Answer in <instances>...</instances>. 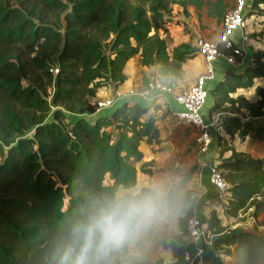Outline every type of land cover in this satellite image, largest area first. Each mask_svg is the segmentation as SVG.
<instances>
[{
  "label": "trees",
  "instance_id": "1",
  "mask_svg": "<svg viewBox=\"0 0 264 264\" xmlns=\"http://www.w3.org/2000/svg\"><path fill=\"white\" fill-rule=\"evenodd\" d=\"M171 1L177 2L0 0V264H59L73 227L120 188L137 186L147 164L138 167L144 157L141 144L159 135L155 116L144 118L151 106L130 100L94 122L84 115L97 111L99 89L107 84L117 89L126 82L125 67L138 54L144 64H159L162 79L181 80L191 57L171 55L159 33L168 29L165 12ZM263 8L264 0H253L247 17ZM226 52L241 60L236 49ZM261 77L264 51L253 49L247 68L238 73L228 69L212 90L217 95L212 113L231 104L232 114L222 116L231 139L264 136V127L252 120L264 115V87L255 84ZM253 87L257 102L243 94L231 96ZM228 150L232 154L217 165L230 185L226 212L237 216L254 205L259 213L264 207V158L233 147L222 149L221 155ZM188 201L179 218L187 233L194 213ZM206 221L217 235L213 246L171 240V264H228L218 246H227L226 257L233 258V246H252L249 237L264 241L249 231L224 233L215 211ZM250 253L242 264L251 263ZM116 264H121L120 256Z\"/></svg>",
  "mask_w": 264,
  "mask_h": 264
},
{
  "label": "rangeland",
  "instance_id": "2",
  "mask_svg": "<svg viewBox=\"0 0 264 264\" xmlns=\"http://www.w3.org/2000/svg\"><path fill=\"white\" fill-rule=\"evenodd\" d=\"M181 1L187 2L188 6L186 9L180 3ZM232 2L233 0H177L176 3L171 1L168 4V10L165 12L168 29L166 31H159L167 40L170 54L173 55L176 52L178 54H187L193 59V62L197 57L200 58L196 48L197 39L199 37H206L217 40L222 29V21L228 10L227 8H230ZM263 32L264 8L263 12L256 13L248 18V27L245 29V35L248 36V40H251L249 42V47H251V49L254 48V50L264 51ZM108 48L106 49L107 53L110 52ZM201 64L203 65L199 66L200 69L202 66L204 67L202 59ZM128 66L132 74H137L138 77L142 79V83L139 82L138 84L135 83L132 85V87L139 89L146 85L148 75L152 71H157L153 63L144 64L139 54L129 61ZM244 69H246V67ZM186 70H188V67L184 69L183 65V70L181 72L182 78L178 80L182 85L189 84L194 79L191 75H185ZM163 80L170 83V80L166 78ZM257 80L258 83L255 84L264 87V77L257 78ZM25 84H27L26 81ZM110 87L113 91L115 90L112 85L108 84L99 89L98 93L102 94L100 97L101 100L107 95L106 93L110 94ZM212 90L213 89H211L209 93L205 105L207 115L213 114L211 108L215 104L217 96L216 92ZM239 94L247 96V99L253 102H257L260 99L254 88H248L247 90L241 89L237 93H232L231 96L237 97ZM236 106H238V104H236ZM226 107L227 108L220 109L219 111L225 115L232 114L231 104H227ZM150 108L149 113L144 116V118L147 119L151 114L155 116L156 124L159 128V135L156 139L142 142L141 150L144 157L142 161L138 163V167L141 166L142 162H147L145 171L139 172L137 186L126 191L140 190L142 187H150L161 180H167L169 181V187L173 192L174 198L179 202L180 211L171 217L162 228L155 231L145 241L139 244L138 247H142L146 242H154L156 249H154V247L153 250L149 249L148 252H150V254L146 262H150L149 260L152 259L154 262L158 258H162L158 257L159 254H165L166 256V249H169V252H171V249L168 247L171 240L178 242L191 240L190 234L181 230L179 218L184 215L183 208L188 205L187 203L191 198V194L197 189H201L203 185L201 184V179L203 177L202 168L204 165V157L206 154L213 152V148L208 153L202 152L200 143L198 142V129L191 124L181 122L167 104L156 101ZM108 129L117 133L114 126H109ZM221 130L225 132L222 125ZM223 134L224 136L218 134V137H216L215 144L217 148L214 149L215 154L213 153V157L212 155L209 157L212 161H215L217 165L221 163L222 159L232 154V150H228L221 155V151L224 148L233 147L237 151L245 152L256 158H260V156L264 154V147L261 142L264 140V136L261 138L258 137V139H263L260 141L254 135H248L244 139L235 135L234 138L231 139L226 133ZM105 181L106 183L110 182L109 175L106 176ZM126 191L120 188L117 192ZM211 195H213V193H211ZM230 196L231 194L229 193L228 197ZM227 198L224 201L213 199L211 205H205L199 211V215L204 217V228L208 231L206 239L210 244L207 245L213 246L214 239L217 236L213 234L212 231L208 230L209 223L206 221L207 217H210L211 213L214 211L221 220V225L226 227V231H223L224 233L231 230H244L254 234L257 233L264 239V207L259 213H256L257 209L253 205L245 210L241 209L237 216H231L226 212L228 206ZM260 199L264 200V196L260 197ZM191 204L193 206L192 201ZM249 238L252 241V246L249 248H246L247 245L245 246L242 244L231 248L234 253H232L233 258L226 257L227 246L225 245L218 246L217 251L228 264H242V262L247 259V255L250 252L251 263L249 262L246 264H264V241L254 237ZM166 258L167 259H164L165 264H171L172 259L168 256Z\"/></svg>",
  "mask_w": 264,
  "mask_h": 264
},
{
  "label": "built area",
  "instance_id": "3",
  "mask_svg": "<svg viewBox=\"0 0 264 264\" xmlns=\"http://www.w3.org/2000/svg\"><path fill=\"white\" fill-rule=\"evenodd\" d=\"M251 7L252 4L248 0H233L224 16L222 29L217 40L206 37L197 39L196 48L199 56L203 59L204 71L192 83L184 85L178 82L167 83L160 77L158 71H152L148 75V81L143 88L132 87L126 91L117 88L111 97L100 99L97 112L104 109H115L120 103L129 102L133 97L147 99L152 104L160 101L167 104L181 122L191 124L198 129V142L201 150L205 153L208 152L213 141L214 130L221 131L222 122L219 123L217 119L209 118L204 113L203 108L211 89L215 87L212 84L216 79L217 61L222 58L229 69H240L245 65L243 62L245 54L236 45L233 33L238 30L243 33L244 40H248L245 29L248 27L247 15ZM228 49H236L241 56V60H237L235 55L227 53L226 50ZM57 71V69H54V72ZM209 183L211 187H215L213 195L209 191L210 188L208 189L206 185H202L201 189H197L190 196L194 213L188 219L187 229L191 240L196 243L204 241L205 244H210L206 239L207 231L204 228V217L199 215V211L203 206L211 205L213 199L224 201L229 194L230 185L223 176L222 170L217 168V165L211 166ZM202 252L203 249H200L198 255Z\"/></svg>",
  "mask_w": 264,
  "mask_h": 264
},
{
  "label": "clouds",
  "instance_id": "4",
  "mask_svg": "<svg viewBox=\"0 0 264 264\" xmlns=\"http://www.w3.org/2000/svg\"><path fill=\"white\" fill-rule=\"evenodd\" d=\"M179 211L167 180L147 190L117 192L73 227L59 264H116L125 249L141 244ZM121 264L130 261L121 259Z\"/></svg>",
  "mask_w": 264,
  "mask_h": 264
},
{
  "label": "crops",
  "instance_id": "5",
  "mask_svg": "<svg viewBox=\"0 0 264 264\" xmlns=\"http://www.w3.org/2000/svg\"><path fill=\"white\" fill-rule=\"evenodd\" d=\"M248 2L252 4L253 3V0H248ZM233 38H234V40L236 42V45L238 47H240L243 50V53L245 54V56L243 58V62H244L245 65L242 68H240V69H238V68H230L233 72L238 73V72H241V71L245 70L244 69L245 66L247 68V66L251 62V60H252V50L254 48L251 49V47H249V44H250L249 42L251 40H246L245 41L244 38H243V33L240 32V31H238V30L233 33ZM200 58H201V56H200ZM200 58L197 57L194 60V62L192 61L193 59L188 58L187 61H186V63H184V69H186L188 67V70H186V74L185 75L186 76L187 75L188 76L191 75L192 77H194L193 80H195V78L198 75H200L203 72V69H204L203 66H202L201 69L199 67L200 65H203V64H201V59L202 58L201 59ZM250 58H251V60H250ZM197 59H198V61H197ZM202 61H203V59H202ZM153 64L156 67L157 71L159 72V64H157V63H153ZM128 67L129 66L127 64L126 67H125V73L127 74L128 79L126 80V82L124 84H122L119 87L120 89L125 90V91L128 90V89H130V88H132V85H134L135 83L136 84H138L139 82L142 83V79L140 77H138L137 74H132V71H130L128 69ZM146 68H147V66H146ZM228 69L229 68H228L227 64L225 63V61L222 58H220L217 61L216 71H215L216 79L214 80V83L212 84L213 86L216 85L220 80H222L225 77V73H226V71ZM139 74H140V72H139ZM257 81L258 80L256 78L255 79V83H258ZM176 82L180 83V81H176ZM256 86H258V85L256 84ZM110 89H111L110 94H108L106 92H103V93H106L107 94L104 98H108V97H111L113 95V92L114 91L112 90L111 87H110ZM249 89H251V88H249ZM245 90H247V89H245ZM98 95H99L98 98L100 99V97H101L102 94L101 93H98ZM103 95H105V94H103ZM208 97H209V95H208ZM132 102H138L140 105L145 106V107L152 106V102L151 101H149L147 99H143L141 97H133L132 98ZM173 106H174V103H173ZM113 110L114 109H104V110H102L100 112H97L96 111L93 114H87V115L85 114L84 116L87 117L90 121L94 122L99 117L111 116ZM203 111L207 115V109L205 108V106L203 108ZM223 115H225V114H223L222 112H214L213 114L208 115V116L211 119H217L219 121V123H221L222 122V116ZM252 120H253V122H254V124L256 126H262V127H264V115L263 116H259V117L252 118ZM223 133H225V132H223L222 130L221 131L214 130L213 141H212V144L210 145V149H209V151H211L212 148H213V152L210 153V154H206L205 157H204V165H203V168H202V170H203V177L201 179V181H202L201 184H203L204 186L206 185L208 187V189L210 188L209 189L210 193H214L215 187L214 186L211 187V185L209 183V174H210L211 166H215L217 164L215 163V161H212L211 158H209V157L211 155L213 157V155L215 154V150L214 149L217 148L216 147V144H215L216 143V137H218V134L224 136ZM257 139H258V137H257ZM258 140L261 141L263 139H258ZM261 142H262L263 147H264V140L261 141ZM260 158H264V154L262 156H260ZM124 190L126 191V189H124ZM138 246L139 245H137L136 247H134L132 249H129L126 254L124 253L123 255H120V258L130 261V264H141V263L148 264V263H152L153 262L152 261L153 259L152 260H149L150 262H146V261H148V258H149L148 255L150 254V252H148L149 249L150 250H153V247H154V249H156L155 248V245H154V242L153 243L152 242H146L142 247L141 246L138 247ZM167 256L172 259L171 260L172 262L175 260L174 257L172 256L171 252H169V249H166V256H165V254H159L158 257H162L164 259H167L166 258ZM138 262H140V263H138Z\"/></svg>",
  "mask_w": 264,
  "mask_h": 264
}]
</instances>
